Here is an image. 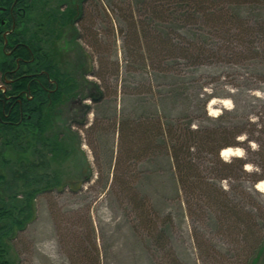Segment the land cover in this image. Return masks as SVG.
Here are the masks:
<instances>
[{"label": "trees", "instance_id": "1", "mask_svg": "<svg viewBox=\"0 0 264 264\" xmlns=\"http://www.w3.org/2000/svg\"><path fill=\"white\" fill-rule=\"evenodd\" d=\"M86 1L89 0H77L72 7L63 9L61 5L49 8V0H0V7L4 8L0 10V78L6 84L5 91L0 89V264H10L7 255L11 242L33 220L39 195L62 192L66 187L72 192L80 190L81 184L78 187L72 182L63 183L59 172L52 170V162L60 165L69 156L71 145L66 134L54 132L58 107L75 98L79 90L74 74L62 66L67 60L54 48L53 39L66 26L85 21ZM240 3L129 0L127 8L120 10L136 37L130 52L142 81L144 72L151 69L150 87L138 92L129 108L123 107L121 112L115 108L112 115L96 119L86 131L103 155L106 172L102 191L119 185L120 194L137 198L130 174L126 173V179L119 182L115 170L122 147H130L126 151L131 154L128 160L135 162L163 148L170 157L186 217L193 224L192 237L201 255L208 250L201 229L212 228L238 247L240 264H264V213L252 206L255 190L242 181V176L249 174L245 169L249 163L263 171L260 176L251 174L254 179L250 183L264 179V100L259 107L236 104L196 126L189 109L182 113L177 107L183 99L191 98L187 95L189 77L181 75L180 61L203 64L218 53L204 30L207 26H228L227 50L219 53L221 58L241 55L253 64L258 75L264 76V22L248 33L244 22L238 20L242 13ZM34 11L39 12L38 21L32 17ZM200 14L208 21L200 20ZM13 25V31L5 38ZM217 49L220 52L221 47ZM81 67L82 85L92 90L89 96L93 102L102 104L104 86L84 80L87 72L103 78L102 72L94 71L88 63ZM119 72L117 67L114 75L118 77ZM166 78L171 79V98L156 99L159 92L152 83ZM209 101L210 96L199 97L205 114ZM255 108H259L256 113ZM86 125L84 117L76 126ZM243 136L247 146L244 156H221L224 149L240 145L237 139ZM252 143L257 145L255 150ZM13 153L16 156L12 155V159L8 155ZM29 155L36 158L29 160ZM223 181L229 183L228 188L222 185ZM89 225L91 243L86 245L75 236L63 235L72 264H101L91 217Z\"/></svg>", "mask_w": 264, "mask_h": 264}, {"label": "rangeland", "instance_id": "2", "mask_svg": "<svg viewBox=\"0 0 264 264\" xmlns=\"http://www.w3.org/2000/svg\"><path fill=\"white\" fill-rule=\"evenodd\" d=\"M237 1L241 2L242 11L238 20L244 22L248 33L259 29L257 24L264 22V0ZM76 2L49 0L48 6L54 8L61 5L66 9ZM128 2L86 1L85 21L66 26L53 39L54 48L62 52L67 60V64L63 63L62 66L74 74L79 82V90L75 98L58 107L54 132L66 134L71 139V145L69 156L61 160L60 165L52 162V170L59 172L63 183L81 185L77 192L66 187L62 192L44 193L35 199L33 220L11 242L7 255L10 264H72L63 235L68 233L69 238L75 236L85 245L91 243L90 217L96 229L101 264H240L242 256L238 247L212 228L201 229L208 246L205 255H201L193 240V224L186 217L171 160L165 149L155 150L135 162L128 160L131 154L126 151L130 147L124 145L115 170L119 182L126 179V173L130 174L138 197L133 199L130 194H120L119 185L102 191L104 170L106 172L103 155L86 129L96 119L112 115L115 108L119 112L123 107L129 108L138 92H146L150 87L151 69L144 72L142 81L136 73L137 61L131 56L130 49L135 46L136 37L120 10L125 9ZM38 13H32L37 21ZM199 17L208 21L204 15L200 14ZM204 30L218 53L203 64L192 65L182 60L179 65L181 75L189 77L187 95L191 98L189 101L183 99L177 107L182 113L189 109L194 115L195 126L208 122L207 117H216L224 109H233L236 104L243 106L251 103L259 107L261 100H264V76L256 73L249 60L241 55L233 58L219 56V53L224 54L227 50L225 39L230 36L228 26H207ZM75 36L82 38L76 39ZM220 47L219 52L217 48ZM86 63L94 67V71L102 72L103 78L88 72L84 77L89 83L104 86L106 96L102 104L93 102L89 96L92 90L82 85L80 70L81 65ZM117 67L120 70L118 77L114 75ZM152 85L159 92L156 99L171 98V79H161L158 83L154 81ZM5 87L0 78V89ZM208 96L210 101L205 114L200 107L199 97ZM258 109L255 108L253 112L256 113ZM84 117L87 121L85 128L77 127L78 121ZM237 140L241 144L231 147L237 150L232 156H244L247 147L245 137ZM251 148L255 150L256 143H252ZM12 155L15 154L8 156L13 159ZM35 158L29 155V160ZM245 169L249 174L243 175L242 181L255 190L250 203L264 213V192L257 188V184L264 179L254 185L250 183L254 179L251 174L260 176L263 171L252 163L247 164ZM88 178L91 179L87 181ZM222 185L229 187L227 181H223Z\"/></svg>", "mask_w": 264, "mask_h": 264}, {"label": "bare ground", "instance_id": "3", "mask_svg": "<svg viewBox=\"0 0 264 264\" xmlns=\"http://www.w3.org/2000/svg\"><path fill=\"white\" fill-rule=\"evenodd\" d=\"M212 104H213V101H212L211 105H212ZM236 151H237V150H236V149H233V148H226V149H224V150L222 151V155H223L224 158H228V157L234 155V154L236 153ZM257 188H258L259 190H261V191L264 192V181L259 182V183L257 184Z\"/></svg>", "mask_w": 264, "mask_h": 264}, {"label": "flooded vegetation", "instance_id": "4", "mask_svg": "<svg viewBox=\"0 0 264 264\" xmlns=\"http://www.w3.org/2000/svg\"><path fill=\"white\" fill-rule=\"evenodd\" d=\"M2 8H3V7H2ZM13 29H14V25L12 26V29H11V30L7 31V32L4 34V37L6 38V36H7L10 32H12ZM6 44H7V40H6ZM3 90L5 91V90H6V87H5Z\"/></svg>", "mask_w": 264, "mask_h": 264}, {"label": "water", "instance_id": "5", "mask_svg": "<svg viewBox=\"0 0 264 264\" xmlns=\"http://www.w3.org/2000/svg\"><path fill=\"white\" fill-rule=\"evenodd\" d=\"M0 10H4V8L0 7ZM223 156V155H222Z\"/></svg>", "mask_w": 264, "mask_h": 264}]
</instances>
